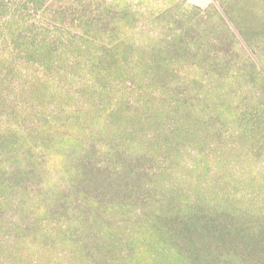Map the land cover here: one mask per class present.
<instances>
[{
  "label": "rangeland",
  "instance_id": "1",
  "mask_svg": "<svg viewBox=\"0 0 264 264\" xmlns=\"http://www.w3.org/2000/svg\"><path fill=\"white\" fill-rule=\"evenodd\" d=\"M260 239L264 0H0V264H264Z\"/></svg>",
  "mask_w": 264,
  "mask_h": 264
},
{
  "label": "trees",
  "instance_id": "2",
  "mask_svg": "<svg viewBox=\"0 0 264 264\" xmlns=\"http://www.w3.org/2000/svg\"><path fill=\"white\" fill-rule=\"evenodd\" d=\"M241 242H242V245L244 246V248L246 250H243V251H241L242 249L241 250L238 249V250L240 251V255H242V257L245 258L246 256L242 252L246 253V255L252 253L254 251L253 249H254L255 245H250L248 241H241ZM235 243H239V241L238 240H235ZM249 245H250V248L251 249L248 248ZM258 245L261 246V247H264V240L262 241L260 239L259 242H258Z\"/></svg>",
  "mask_w": 264,
  "mask_h": 264
}]
</instances>
